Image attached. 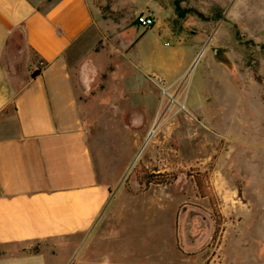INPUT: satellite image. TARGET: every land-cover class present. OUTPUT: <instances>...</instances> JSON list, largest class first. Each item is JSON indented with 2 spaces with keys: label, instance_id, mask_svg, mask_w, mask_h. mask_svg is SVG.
<instances>
[{
  "label": "rangeland",
  "instance_id": "obj_1",
  "mask_svg": "<svg viewBox=\"0 0 264 264\" xmlns=\"http://www.w3.org/2000/svg\"><path fill=\"white\" fill-rule=\"evenodd\" d=\"M92 4L94 35L68 63L112 213L84 237L30 244L36 264H264V0ZM139 164L177 178L132 196Z\"/></svg>",
  "mask_w": 264,
  "mask_h": 264
},
{
  "label": "crops",
  "instance_id": "obj_2",
  "mask_svg": "<svg viewBox=\"0 0 264 264\" xmlns=\"http://www.w3.org/2000/svg\"><path fill=\"white\" fill-rule=\"evenodd\" d=\"M97 17L92 0H0V264H36L30 244L84 237L112 213L68 63Z\"/></svg>",
  "mask_w": 264,
  "mask_h": 264
},
{
  "label": "trees",
  "instance_id": "obj_3",
  "mask_svg": "<svg viewBox=\"0 0 264 264\" xmlns=\"http://www.w3.org/2000/svg\"><path fill=\"white\" fill-rule=\"evenodd\" d=\"M38 73L39 71L35 70L31 74V76L34 77ZM138 166H135L133 171L135 181L139 185V189L135 192L137 194L145 192L150 185H163L167 182H172L177 178V174L175 172H160L156 167H143L140 164ZM191 181L195 186L196 194L198 197H208L211 199V192L206 182L205 173H196L195 175L191 176ZM182 211L183 207L181 208L180 212ZM210 219L213 223L212 239H214V236L217 234L219 226L221 224V217L217 212H212L210 215Z\"/></svg>",
  "mask_w": 264,
  "mask_h": 264
},
{
  "label": "built area",
  "instance_id": "obj_4",
  "mask_svg": "<svg viewBox=\"0 0 264 264\" xmlns=\"http://www.w3.org/2000/svg\"><path fill=\"white\" fill-rule=\"evenodd\" d=\"M153 17L139 13L136 17V23L144 28L151 27L153 25Z\"/></svg>",
  "mask_w": 264,
  "mask_h": 264
}]
</instances>
